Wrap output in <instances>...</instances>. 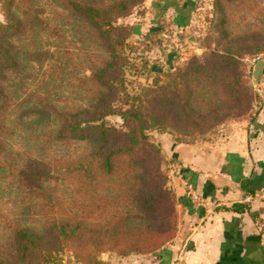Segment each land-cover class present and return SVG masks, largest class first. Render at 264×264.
Instances as JSON below:
<instances>
[{
	"label": "rangeland",
	"instance_id": "obj_1",
	"mask_svg": "<svg viewBox=\"0 0 264 264\" xmlns=\"http://www.w3.org/2000/svg\"><path fill=\"white\" fill-rule=\"evenodd\" d=\"M160 2L165 6V0H0V25L6 24L8 10L20 22L17 34L7 39L15 65L4 72L1 84L0 261L17 257L16 229L44 234L49 224L62 220L78 226L77 237L46 264H87L89 252L100 264L107 257L156 253L172 241L153 246L169 231L163 220L168 208L160 206L154 215L139 193L161 182L163 173L175 196L178 226L176 176L165 145L220 142L226 131L253 118L261 102L251 74L254 64L264 60V0H213L209 5L192 0L193 22L180 34L168 26L160 29ZM72 3L104 10L112 27H123L111 36L118 38L117 46L102 38ZM150 29L157 32L150 34ZM126 34L121 43L119 37ZM229 52L236 56L231 73L243 80L246 91L238 86L233 94L229 89L235 85L193 68L209 63L212 54ZM187 68L195 71L187 74L188 84ZM121 89L128 100L146 93L149 116L157 111L154 91L175 93L179 101H188L189 111L162 113L176 131L147 132L159 152L143 146L132 156L134 169L128 158H120L112 172L104 173L98 158L107 147L122 145L123 134H111L109 144L98 149L100 142L61 139L58 130L69 115L88 122L107 104L117 111ZM246 100L251 106L244 112ZM103 122L124 131L118 115ZM128 249L140 252L121 254Z\"/></svg>",
	"mask_w": 264,
	"mask_h": 264
},
{
	"label": "crops",
	"instance_id": "obj_2",
	"mask_svg": "<svg viewBox=\"0 0 264 264\" xmlns=\"http://www.w3.org/2000/svg\"><path fill=\"white\" fill-rule=\"evenodd\" d=\"M193 7L192 0H165L160 29L187 32ZM255 90L261 102L253 118L226 131L220 142L165 145L176 176L175 238L154 254L107 257L101 264H264L254 227L264 219V68ZM236 203L246 208L238 212Z\"/></svg>",
	"mask_w": 264,
	"mask_h": 264
},
{
	"label": "trees",
	"instance_id": "obj_3",
	"mask_svg": "<svg viewBox=\"0 0 264 264\" xmlns=\"http://www.w3.org/2000/svg\"><path fill=\"white\" fill-rule=\"evenodd\" d=\"M71 6L76 12L82 15L89 25L99 32L102 38L114 45L113 47L117 46L115 42L118 38L112 40V33L114 31H119L120 29L125 31V29H123V27H112L111 23L105 19L106 11L94 9L92 7L84 8L77 3H72ZM119 6L124 7L125 3H121ZM19 26L20 22L18 19L11 15V11L8 10L6 24L0 25V98L2 96L1 84L5 78L4 72L15 65V56L12 55V51L9 49L7 39L17 34ZM128 33L131 34V29ZM125 36H127V34L119 37L121 43L123 42V38H125ZM114 51L115 50H112L111 52L114 53ZM235 57L236 56L231 52H229V54L227 53L225 56L212 54L211 57H209V63L204 62L194 64L193 68H196V70L200 72L204 71L210 79L216 78L218 75L222 83H225L227 86L230 83L235 85V88L229 89L232 90L233 94L234 92H237L238 86H240L243 91H246L247 89L243 80H241L236 73H231L232 67H234L236 63ZM112 65L113 64L110 62L107 64V67H113ZM190 71L191 73H195L192 68H187L183 72L186 76V84H188L187 74ZM117 83L119 84V87H122L120 80H117ZM108 86L109 85H107V87ZM122 91L123 97H120L121 99H118L117 102L124 107L121 106L117 111H115L112 103L107 104L101 107L100 112L88 122H77L74 115L66 116L64 117V121L61 123L58 130V135L61 139L79 141L92 139L98 143L100 142L98 149H103L109 144V136L111 134H123L125 138L122 145L114 148L107 147L105 149V153L98 158L97 167L104 173L112 172L115 161L120 158H128L130 167L134 169L135 167H133L131 163L136 162H133L134 159L132 156L143 146L148 147L155 152H159L156 150L157 148L154 147L155 145L151 141L147 132L150 130L162 131L165 127L169 128V130L176 131V128L173 125L164 121L162 113L173 111L177 112V115L180 116L179 111H189L188 101H179L175 97V93L167 95L162 91H154L153 101L156 103L157 111L153 113V116H149L146 106L148 103H146L143 99L147 96L146 93L128 100L129 97L124 93V90ZM187 94L189 95V92H187ZM250 106L251 102L246 100L244 112L248 110ZM111 115H118L120 117L122 120L121 127L124 131H120L104 124V118ZM193 134L194 132L191 135ZM179 142L183 143L181 141ZM153 172H157V167L153 169ZM146 173L147 172L144 170L139 174V176L141 178H145ZM159 173L161 176L160 180L162 181L155 183L152 188L143 190L142 193H139L143 199L144 206L148 208L150 212H153V214L156 208L160 206L168 208V215L163 220H166L169 223V231L162 233L161 236L163 237H161L160 241H154L153 246L157 248L160 247L163 242L173 240L176 235L175 196L169 188H166L167 181L165 179V175L160 171ZM232 207L238 212H241L246 208L244 204L238 203L234 204ZM49 225V229H47L44 234H37L25 228L16 229L14 233V242L17 250V257L10 262L0 261V264H46L49 259L52 258V255L59 253L65 246L69 245L70 242L77 237L79 230L78 226L67 220L54 221ZM108 233H115V231H108ZM139 252V249H128L121 251V254L127 255L129 253ZM87 254L90 259L87 264H100L97 256H93L90 252Z\"/></svg>",
	"mask_w": 264,
	"mask_h": 264
},
{
	"label": "built area",
	"instance_id": "obj_4",
	"mask_svg": "<svg viewBox=\"0 0 264 264\" xmlns=\"http://www.w3.org/2000/svg\"><path fill=\"white\" fill-rule=\"evenodd\" d=\"M202 1H204V3L207 5H209V3L213 2V0H202ZM257 60H259V59L257 58ZM185 186L190 190V186L188 184H185ZM254 227H255V230H256L257 235L259 237L260 244L264 250V219H257L254 222Z\"/></svg>",
	"mask_w": 264,
	"mask_h": 264
},
{
	"label": "water",
	"instance_id": "obj_5",
	"mask_svg": "<svg viewBox=\"0 0 264 264\" xmlns=\"http://www.w3.org/2000/svg\"><path fill=\"white\" fill-rule=\"evenodd\" d=\"M263 68H264V60H259L254 64L253 69H252V74H251L253 85L257 84L259 75L261 74V71L263 70Z\"/></svg>",
	"mask_w": 264,
	"mask_h": 264
}]
</instances>
